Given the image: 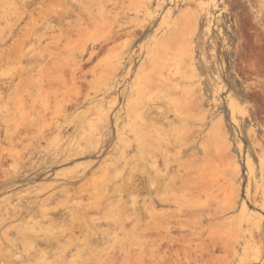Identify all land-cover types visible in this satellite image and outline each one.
Segmentation results:
<instances>
[{"label":"rangeland","instance_id":"obj_1","mask_svg":"<svg viewBox=\"0 0 264 264\" xmlns=\"http://www.w3.org/2000/svg\"><path fill=\"white\" fill-rule=\"evenodd\" d=\"M164 1L0 0V264H264V0Z\"/></svg>","mask_w":264,"mask_h":264},{"label":"bare ground","instance_id":"obj_2","mask_svg":"<svg viewBox=\"0 0 264 264\" xmlns=\"http://www.w3.org/2000/svg\"><path fill=\"white\" fill-rule=\"evenodd\" d=\"M149 1H150V0H149ZM161 1H162V0H161ZM163 1H164V0H163ZM182 1H183V0H182ZM182 1H181V2H182ZM199 1H200V0H199ZM164 2H165V1H164ZM190 2H191V1H190ZM202 2H203V1H202ZM119 3H120V2H119ZM196 3H197V2H196ZM203 3H207V2L204 1ZM208 3H209V2H208ZM208 3H207V5H209ZM101 4H102V3H101ZM182 4H183V3H182ZM198 4H200V3H198ZM117 5H118V4H117ZM146 5H147V3H146ZM161 5H162V4H161ZM187 5H189V4H187ZM192 5H193V4H192ZM201 5H202V4H201ZM203 5H205V4H203ZM181 6H182V5H181ZM185 6H186V5H185ZM190 6H191V5H190ZM190 6H188V7H189V8H192V7H190ZM154 7H155V6H154ZM159 7H160V5H159ZM183 7H184V6H183ZM148 8H149V7H148ZM201 8H202V6H201ZM168 9H169V8H168ZM168 9H165V10L167 11ZM170 9H172V8H170ZM182 10H183V9H182ZM185 10H186V9H185ZM185 10H184V11H185ZM194 10H195V9H194ZM148 11H149V10H148ZM156 11H157V10H156ZM169 11H170V10H169ZM169 11H168V12H169ZM184 11H183V14H184V15H187V14H186V13H187L186 11H189V10H186V11H185L186 13H184ZM191 11H193V10H191ZM117 12H118V11H117ZM170 12H171V11H170ZM197 12H199V11H197ZM188 13H189V12H188ZM114 14H115V12H114ZM117 14H118V13H117ZM151 14H153V13H151ZM164 14H165V13H164ZM190 14H191V12H190ZM190 14H189V15H190ZM103 15H104V14H103ZM105 15H106V14H105ZM198 15H199V14H198ZM148 16H149V15H148ZM165 16H166V15H165ZM190 16H191V15H190ZM194 16H195V15H194ZM151 17H152V16H151ZM168 17H169V16H168ZM182 17H183V20L186 18V16H185V18H184L183 15H182ZM191 17H192V16H191ZM195 17H196V16H195ZM165 18H167V16L164 17V19H165ZM169 18H170V17H169ZM188 18H190V17L188 16ZM107 19H108V18H107ZM162 19H163V15H162ZM172 19H173V18H172ZM172 19H171V20H172ZM190 19H191V18H190ZM193 19H194V17H193ZM193 19H192V20H193ZM178 20H179V19H178ZM163 21H164V20H162V22H163ZM166 21H167V20H166ZM168 21H169V20H168ZM179 21H180V20H179ZM147 22H148V21H147ZM154 22H155V20H154V18L152 17V20L149 22V24L146 23V25L148 24V26H146V30H151V28H152ZM173 22H174V21H173ZM173 22H172V23H173ZM176 22H177V21H176ZM137 23H138V22H137ZM166 23H167V22H166ZM179 23H180V22H179ZM162 24H163V23H162ZM162 24H160V25L162 26ZM177 24H178V23H177ZM177 24H176V25H177ZM163 25H164V24H163ZM167 26H168V24H167ZM174 27H175V26H174ZM176 27H177V26H176ZM176 27H175V28H176ZM139 28H140V27H139ZM159 28H161V27L159 26ZM167 28H168V27H167ZM137 29H138V28H137ZM154 29H155V28H154ZM157 29H158V28H157ZM155 30H156V29H155ZM155 30H154V31H155ZM164 30H165V29H164ZM171 30H172V29H171ZM173 30H174V29H173ZM176 30H177V29H176ZM141 31H142V30H141ZM169 31H170V30H169ZM135 32H136V31H135ZM155 33H156V31H155ZM161 33H162V32H161ZM164 33H165V32H164ZM177 33H178V32H177ZM177 33H176V34H177ZM139 34H140V33H139ZM152 35H153V34H152ZM164 35H165V34H164ZM177 36H178V35H177ZM152 37L155 38V35H154V36H151V38H152ZM164 37H165V36H164ZM175 37H176V36H175ZM161 39H162V38H161ZM153 40L155 41V39H153ZM162 40H163V39H162ZM165 40H166V39H165ZM156 41H157V39H156ZM163 41H164V40H163ZM152 42H153V41H152ZM160 42H161V41H160ZM164 42H165V41H164ZM172 42H173V41H172ZM158 43H159V40H158ZM162 43H163V42H162ZM148 44H149V43H148ZM154 44H155V42H154ZM164 44H165V43H164ZM166 44H167V42H166ZM155 45H157V44H155ZM160 46H162V44H160ZM160 46H159V47H160ZM146 47H147V46H146ZM151 47H152V46H151ZM162 47H163V46H162ZM149 48H150V45H149ZM156 48H157V47H156ZM160 48H161V47H160ZM164 48H167V46H166V47L164 46ZM150 49H151V48H150ZM150 49H149V50H150ZM155 50L157 51V49H155ZM161 50H162V49H161ZM150 51H151V50H150ZM152 51H153V50H152ZM167 51H168V50H167ZM167 51H165V52H167ZM162 52H163V51H162ZM163 63H164V62H163ZM167 64H168V63H167ZM163 65H164V64H163ZM175 66H176V65H175ZM175 66H174V67H175ZM168 68H170V66H169ZM189 68H190V67H189ZM162 69H163V68H162ZM175 70H177V69H175ZM174 72H175V71H174ZM171 84H172V83H171ZM173 84H174V83H173ZM173 84H172V86H173ZM168 86H169V85H168ZM175 86H176V85H175ZM173 87H174V86H173Z\"/></svg>","mask_w":264,"mask_h":264}]
</instances>
